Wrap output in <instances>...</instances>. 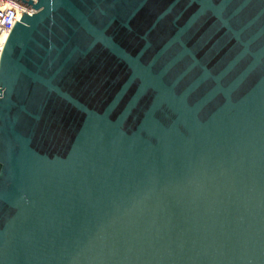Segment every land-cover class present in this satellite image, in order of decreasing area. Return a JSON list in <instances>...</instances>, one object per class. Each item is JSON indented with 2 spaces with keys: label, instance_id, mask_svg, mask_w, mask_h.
<instances>
[{
  "label": "water",
  "instance_id": "1",
  "mask_svg": "<svg viewBox=\"0 0 264 264\" xmlns=\"http://www.w3.org/2000/svg\"><path fill=\"white\" fill-rule=\"evenodd\" d=\"M15 1L0 264H264V0Z\"/></svg>",
  "mask_w": 264,
  "mask_h": 264
},
{
  "label": "built area",
  "instance_id": "2",
  "mask_svg": "<svg viewBox=\"0 0 264 264\" xmlns=\"http://www.w3.org/2000/svg\"><path fill=\"white\" fill-rule=\"evenodd\" d=\"M24 12L31 14L33 10L27 9L15 0H0V52L16 21H20Z\"/></svg>",
  "mask_w": 264,
  "mask_h": 264
}]
</instances>
